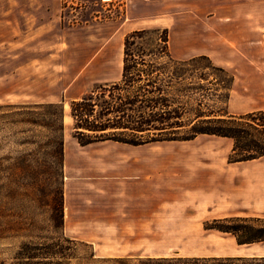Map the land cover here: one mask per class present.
Listing matches in <instances>:
<instances>
[{
    "label": "rangeland",
    "instance_id": "374dc122",
    "mask_svg": "<svg viewBox=\"0 0 264 264\" xmlns=\"http://www.w3.org/2000/svg\"><path fill=\"white\" fill-rule=\"evenodd\" d=\"M63 3L61 11L60 0H0V264H264V242L240 244L232 234L211 228L219 219H264V156L230 162L234 141L228 137L199 134L196 139L138 145L158 154L182 149L189 152L190 165L213 161L220 172L213 195L204 187L189 191L159 211L155 235L117 234L116 228L101 229V219H92L101 208L84 192L105 180L107 165L133 162L136 155L124 150L134 145L115 140L83 145L77 137L86 140L94 132L77 133L72 103L91 94L98 103L111 99L98 86L121 80L128 33L168 29L164 11L130 4L127 11V0H116L114 6L105 0ZM232 21H239L238 16ZM227 27L221 29L234 33ZM257 32L240 44L169 42L176 60L199 56L197 46L211 47L212 62L235 74L228 100V76L211 69L192 76L189 71V90L178 91L175 66L159 52L163 43L151 32L136 36L132 46L145 50L148 63L170 69L142 74L136 85L148 77L160 78L163 86L171 79L174 85L167 94L173 102L180 97L187 108L201 101L204 114L258 113L264 110V28ZM203 76L206 80L199 79ZM194 117L182 115L183 121ZM180 161L174 156L171 163ZM70 190L72 213L65 200ZM108 230L114 233L106 234Z\"/></svg>",
    "mask_w": 264,
    "mask_h": 264
},
{
    "label": "trees",
    "instance_id": "16d2710c",
    "mask_svg": "<svg viewBox=\"0 0 264 264\" xmlns=\"http://www.w3.org/2000/svg\"><path fill=\"white\" fill-rule=\"evenodd\" d=\"M150 32L158 35L156 39L163 43L160 46L157 41L160 46L159 52H163L166 56L167 63L175 66L172 71L175 75V83L181 84V87L177 88L178 91L186 93V90H189L190 82L186 81L189 71L192 72H189L192 76L193 72L211 69L212 72L218 71L228 76L224 83L225 98L228 100L234 80V76L228 70L216 66L207 55L176 60L169 50V33L166 29L134 30L124 38L121 80L98 86L101 94L111 99L98 103L91 94L72 103V114L76 118L77 133L83 136L86 134L85 131L94 132L88 133L89 138L86 140L78 136L79 141L87 145L99 141L115 140L138 146L166 140H190L199 134H211L233 139L230 162L247 161L264 156V112L234 115L225 110L218 114L210 110L204 114L205 109L201 101H197L196 107L191 109L187 108L188 103L182 104L180 97L178 101L177 97L174 102L172 101L167 94L169 93L167 88L174 82L171 79L164 80L163 86L159 84L160 78L148 77L145 83L136 85L141 81L142 74L147 76L154 72L164 74L170 69L168 65L155 66L151 62L148 63L144 58L145 50L132 46L136 36L142 37ZM140 64L149 67L138 68ZM204 76L199 79L206 80ZM196 84L202 86L199 80ZM175 101L178 104H175ZM173 104L176 108H173ZM188 112L195 113V117L183 121L182 115ZM91 117L95 119L90 120ZM186 127H189L187 131H181ZM108 130L111 132H107ZM61 154L64 159L63 143ZM60 209L62 210V204ZM215 223L216 225L211 228L232 234L240 244L264 242V219L262 218H226L216 220Z\"/></svg>",
    "mask_w": 264,
    "mask_h": 264
},
{
    "label": "crops",
    "instance_id": "0c3cea01",
    "mask_svg": "<svg viewBox=\"0 0 264 264\" xmlns=\"http://www.w3.org/2000/svg\"><path fill=\"white\" fill-rule=\"evenodd\" d=\"M129 4L141 9L164 11L169 42H205L215 45L221 40H226L240 44L250 41L252 36L258 33L257 29L264 28V22L258 20L259 15L264 19V0H127L126 9ZM69 7L75 10L78 6ZM60 9H66L63 0H60ZM235 15L239 21H232ZM227 26L232 27L234 33L227 34L221 29H227ZM211 52V47L208 46H197L196 49L197 55L209 56ZM228 71L234 76V84L235 74ZM124 150L127 154L133 152L136 155L133 157L134 161L107 165L104 170L108 173L102 175L105 180L84 192L86 196H94L95 203L99 202L101 213L94 214L92 219H101V229L116 228L117 234L125 235H155L158 212L164 211L169 204L180 201L175 200L176 196L181 199L188 195L189 191H202L203 187L207 188L206 194L213 195L215 184L220 181L219 169L214 166L213 161L203 160L205 163L190 165L189 152L181 151L182 149L178 152L163 151L161 154L154 148L142 146ZM174 156L181 158V161L171 163ZM184 156L187 157L186 161H183ZM232 177L230 176L229 180ZM234 178L236 180L235 176ZM67 198L66 195L65 200L69 202L72 213L75 198L71 190L68 201ZM104 232L105 230L102 234H105ZM113 233L114 230H108L106 234Z\"/></svg>",
    "mask_w": 264,
    "mask_h": 264
},
{
    "label": "built area",
    "instance_id": "2783aa9c",
    "mask_svg": "<svg viewBox=\"0 0 264 264\" xmlns=\"http://www.w3.org/2000/svg\"><path fill=\"white\" fill-rule=\"evenodd\" d=\"M115 1H116V0H105V3H109L108 5H112V6H114V5H116ZM69 2L74 3L73 1H69ZM74 4H75V3H74ZM75 5H76V4H75Z\"/></svg>",
    "mask_w": 264,
    "mask_h": 264
}]
</instances>
